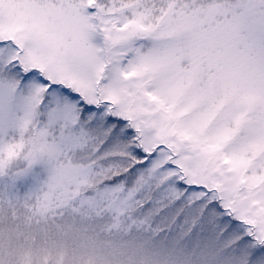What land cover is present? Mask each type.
<instances>
[{"label":"snow or ice","instance_id":"6c2138e0","mask_svg":"<svg viewBox=\"0 0 264 264\" xmlns=\"http://www.w3.org/2000/svg\"><path fill=\"white\" fill-rule=\"evenodd\" d=\"M0 264H264V0H0Z\"/></svg>","mask_w":264,"mask_h":264}]
</instances>
